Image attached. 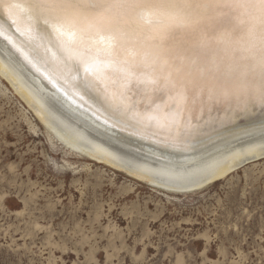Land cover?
<instances>
[{"label": "bare ground", "instance_id": "bare-ground-1", "mask_svg": "<svg viewBox=\"0 0 264 264\" xmlns=\"http://www.w3.org/2000/svg\"><path fill=\"white\" fill-rule=\"evenodd\" d=\"M37 2L0 0V75L86 156L174 190L264 157L259 27L246 10L180 0L191 6L177 16L65 0L80 5L69 29ZM157 113L176 125L147 119Z\"/></svg>", "mask_w": 264, "mask_h": 264}, {"label": "rangeland", "instance_id": "rangeland-1", "mask_svg": "<svg viewBox=\"0 0 264 264\" xmlns=\"http://www.w3.org/2000/svg\"><path fill=\"white\" fill-rule=\"evenodd\" d=\"M54 133L0 75V264H264V157L174 190Z\"/></svg>", "mask_w": 264, "mask_h": 264}, {"label": "snow or ice", "instance_id": "snow-or-ice-1", "mask_svg": "<svg viewBox=\"0 0 264 264\" xmlns=\"http://www.w3.org/2000/svg\"><path fill=\"white\" fill-rule=\"evenodd\" d=\"M228 6L246 10L247 14L258 19L259 36L261 44L260 68L264 77V0H226ZM191 5L181 3L180 0H156L154 3H146L144 0H108L107 3L100 4L98 7L103 10L106 8H132L136 11L143 9H162L173 15H183L185 10ZM203 6V4L198 5ZM38 9L50 11V18L56 25L65 28L76 27L74 23L75 15L78 14L79 4L65 2V0H38ZM97 28L104 30L103 24H97ZM57 34L59 32L57 30ZM261 99L264 100V87L260 89ZM149 121H155L161 128L173 127L177 121L175 116L161 117L158 113L147 117Z\"/></svg>", "mask_w": 264, "mask_h": 264}]
</instances>
